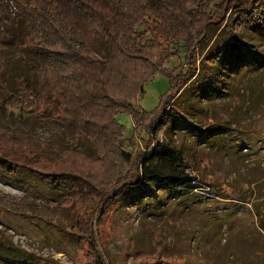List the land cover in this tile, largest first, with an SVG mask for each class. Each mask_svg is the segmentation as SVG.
I'll return each instance as SVG.
<instances>
[{"label": "rangeland", "instance_id": "374dc122", "mask_svg": "<svg viewBox=\"0 0 264 264\" xmlns=\"http://www.w3.org/2000/svg\"><path fill=\"white\" fill-rule=\"evenodd\" d=\"M219 25L216 19L213 32ZM0 32L21 37L22 26L0 11ZM226 38L219 31L211 49L206 44L203 51L195 49V77L168 105L181 117L175 127L159 133L188 160L197 190L182 194L148 187L107 205L98 203L100 196L88 195L80 206L81 197L64 198L59 187L30 171L15 176L0 171V240L5 245L0 256L5 264H97L89 243L66 235L75 233L77 214L92 218L103 254L100 264H264V232L258 226L264 217V28L249 33V45L213 58L210 53L223 49ZM183 52L164 68L185 63ZM8 58L9 83L21 74L35 80L28 59L10 43ZM170 87L167 76L159 74L133 99L135 114L119 118L124 136L121 132L112 139L133 157L147 151L146 129L156 123L149 113L159 110ZM0 138L14 150L46 155L53 170L65 165L82 169L84 179L104 191L135 174L125 164L118 176L112 151L86 140L82 148H71L56 125L21 117L17 110L0 108Z\"/></svg>", "mask_w": 264, "mask_h": 264}, {"label": "trees", "instance_id": "16d2710c", "mask_svg": "<svg viewBox=\"0 0 264 264\" xmlns=\"http://www.w3.org/2000/svg\"><path fill=\"white\" fill-rule=\"evenodd\" d=\"M0 11L4 19L22 26L21 37L0 32V108L56 125L71 148H82L86 140L97 149L112 151L118 176L125 164L135 174L120 187L104 191L85 180L82 169L65 165L53 170L46 155L14 150L2 138L0 171L10 176L30 171L33 177L59 187L64 198L81 197L80 206L88 195L100 196L98 203L107 205L148 187L182 194L197 190L199 183L188 171V160L159 138L181 117L168 105L195 77V49H202L203 44L211 49L219 31L227 38L223 49L210 53L215 59L249 45V33L264 28V0H208L204 4L200 0H0ZM216 19L220 25L213 32ZM9 43L28 59L35 80L21 74L8 82ZM183 48L186 62L165 69ZM159 74L167 76L171 87L159 110L149 113L156 123L146 129L147 151L133 157L112 138L125 130L119 118L135 114L133 99ZM11 139L20 140L18 136ZM91 219L77 214L75 233L66 235L89 243L100 264L103 254L98 252ZM258 226L264 232V217ZM2 243L0 252L5 249ZM0 262L5 264L6 258L0 256Z\"/></svg>", "mask_w": 264, "mask_h": 264}]
</instances>
